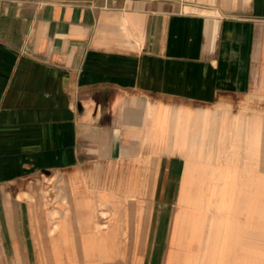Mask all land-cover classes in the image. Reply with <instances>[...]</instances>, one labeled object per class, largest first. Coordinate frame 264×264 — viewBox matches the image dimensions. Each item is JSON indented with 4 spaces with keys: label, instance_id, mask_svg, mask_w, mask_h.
<instances>
[{
    "label": "crops",
    "instance_id": "obj_1",
    "mask_svg": "<svg viewBox=\"0 0 264 264\" xmlns=\"http://www.w3.org/2000/svg\"><path fill=\"white\" fill-rule=\"evenodd\" d=\"M209 169L264 172V0H0V264H106Z\"/></svg>",
    "mask_w": 264,
    "mask_h": 264
},
{
    "label": "rangeland",
    "instance_id": "obj_2",
    "mask_svg": "<svg viewBox=\"0 0 264 264\" xmlns=\"http://www.w3.org/2000/svg\"><path fill=\"white\" fill-rule=\"evenodd\" d=\"M206 158L205 166L210 168L211 156ZM212 173L204 171L198 188L189 173L184 179L187 185L178 188L176 202H158L160 192L156 191L153 204L147 208L139 204V213L147 211L154 217L121 220L122 249L110 252L115 260L111 255L105 263L264 264V172L253 174V186L246 192L228 188L225 182L217 185ZM176 190L172 188L173 198ZM244 193L252 195V201L243 202ZM128 222L136 225L132 233H128Z\"/></svg>",
    "mask_w": 264,
    "mask_h": 264
}]
</instances>
